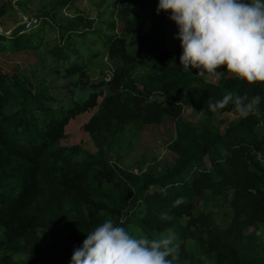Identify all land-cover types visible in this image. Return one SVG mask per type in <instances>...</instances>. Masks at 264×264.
I'll return each mask as SVG.
<instances>
[{
  "label": "trees",
  "instance_id": "16d2710c",
  "mask_svg": "<svg viewBox=\"0 0 264 264\" xmlns=\"http://www.w3.org/2000/svg\"><path fill=\"white\" fill-rule=\"evenodd\" d=\"M74 1L50 0L46 7L37 0V27L0 33L2 49L17 52L38 47L43 25L56 31V44L38 61L44 67L47 59V73L65 77L71 101L52 107L53 98L33 91L30 81L0 73V264H68L86 232L109 218H123L133 235L174 230L181 239L174 264H264L258 232L264 228V82L249 84L223 66L217 82L185 70L179 40L167 44L164 13L144 23L136 12L142 2L121 0L104 20L112 30L115 20L121 25L101 41L109 78L89 83L87 62L70 42L87 32L102 37L103 30L82 12H60ZM71 53L76 59L69 62ZM226 91L262 99L221 131L214 120L233 108L212 113L207 103ZM185 106L200 119L185 121ZM93 108L82 129L96 151L60 145L68 120ZM167 121L174 126L171 166L134 173L108 158L142 125ZM177 197L183 203L173 206ZM217 199L230 206L225 226L210 207Z\"/></svg>",
  "mask_w": 264,
  "mask_h": 264
},
{
  "label": "clouds",
  "instance_id": "9594fccd",
  "mask_svg": "<svg viewBox=\"0 0 264 264\" xmlns=\"http://www.w3.org/2000/svg\"><path fill=\"white\" fill-rule=\"evenodd\" d=\"M169 12L174 39L181 49L179 65L204 76L219 66L249 84L264 82V0H157L155 11ZM259 94L226 91L208 110L231 104L237 117H248L261 102ZM183 203L177 197L173 206ZM119 222L104 219L74 247L68 264H174L177 236L169 228L155 237L133 235Z\"/></svg>",
  "mask_w": 264,
  "mask_h": 264
},
{
  "label": "rangeland",
  "instance_id": "374dc122",
  "mask_svg": "<svg viewBox=\"0 0 264 264\" xmlns=\"http://www.w3.org/2000/svg\"><path fill=\"white\" fill-rule=\"evenodd\" d=\"M50 0H42L47 7V3ZM137 1V0H136ZM142 5L136 8V12L140 16L142 22L154 21V18H158V15L164 13L167 33V44L172 48L176 42L174 34L176 27L173 21L168 19L169 12L155 11V5L157 0H139ZM41 2L37 3V0H0V25L3 28L6 27L5 33H9L14 26L19 23V17L23 15H36V9L41 6ZM121 4V0H75L73 5H70L68 9L64 8L60 10L62 14L71 15L73 12L79 11L84 15L95 19L93 24L95 28H102V37H97L96 33L87 32L85 37L76 36L71 47H75L82 54V60L87 62L86 74L89 83H97L100 77L103 80L109 78L110 68L108 65V59L104 54V46L101 44L103 35L106 32H119L121 25L119 20H115V26L112 30L107 26L104 20H108L111 16L110 9L117 8ZM134 5V4H133ZM2 28V27H1ZM43 41L38 45L36 49L31 48L28 50H20L12 52L9 49H2V42L0 40V73H13L19 75L20 78L30 81L33 91H41L43 94L53 98L51 106L57 107L61 104H71L70 95L66 91L65 77L61 75L56 76L53 73H47L49 70V62L44 60L45 66L42 67L38 61V56H47V51L52 49L56 44L58 37L56 31L51 30L48 25H43ZM37 30V29H36ZM33 30L32 33L37 31ZM93 41H90V38ZM94 50V54H92ZM76 59L75 54H70L69 62ZM89 60V63L88 61ZM106 64V65H105ZM61 68V67H60ZM62 69V68H61ZM63 70V69H62ZM64 72V71H63ZM220 74L219 67L215 73L206 74V79L211 82H217ZM78 91V90H77ZM85 98V96H81ZM101 96L98 97V100ZM96 108L90 111L76 115L74 118L68 120L64 126V137L60 139L59 143L62 146H71L78 144L86 150L96 151L95 146L91 142L88 134L82 129V124L87 121L88 117L93 113ZM201 115L193 114L191 108L185 106L182 112V118L185 121L196 122L200 119ZM238 117L234 110L222 113L214 120V123L218 125L219 130H223L229 123L237 120ZM264 131V121L261 122L260 132ZM174 137L173 123L167 121L158 125H142L140 129L135 130L134 135L130 137V142L126 141V145L120 149L117 146L108 155V158L112 163H117L125 169H130L134 173H139L145 167L152 166L155 170L161 169L162 165L171 166L175 154L167 147L170 140ZM120 142V140H119ZM122 143V141H121ZM208 164V163H207ZM210 207L214 210V215L219 225H226L229 221L230 206L226 202L221 200H213L210 203ZM184 219L181 220V222ZM252 228H248L250 231ZM168 230V229H167ZM264 235V228L258 231ZM164 232H156L154 237ZM176 233V232H175ZM177 243H180L181 239L177 233Z\"/></svg>",
  "mask_w": 264,
  "mask_h": 264
},
{
  "label": "built area",
  "instance_id": "2783aa9c",
  "mask_svg": "<svg viewBox=\"0 0 264 264\" xmlns=\"http://www.w3.org/2000/svg\"><path fill=\"white\" fill-rule=\"evenodd\" d=\"M19 20L20 21L17 24V26H21L20 30L18 31L20 33L27 32V31L37 27L41 22L40 17H37L35 15H29V14H26V15H23L22 17H19ZM14 27H16V26H14ZM10 32H11V30H10ZM0 33L6 34L5 31L1 28V26H0ZM9 33H7V34H9Z\"/></svg>",
  "mask_w": 264,
  "mask_h": 264
}]
</instances>
